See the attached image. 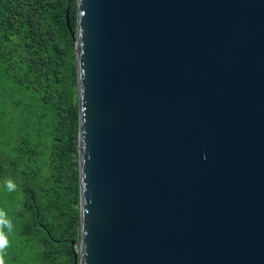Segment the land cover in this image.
<instances>
[{"label": "water", "instance_id": "95a60500", "mask_svg": "<svg viewBox=\"0 0 264 264\" xmlns=\"http://www.w3.org/2000/svg\"><path fill=\"white\" fill-rule=\"evenodd\" d=\"M76 8V264H264V0Z\"/></svg>", "mask_w": 264, "mask_h": 264}, {"label": "trees", "instance_id": "16d2710c", "mask_svg": "<svg viewBox=\"0 0 264 264\" xmlns=\"http://www.w3.org/2000/svg\"><path fill=\"white\" fill-rule=\"evenodd\" d=\"M68 7L76 31V0H0V187L13 180L3 197L24 204L0 221V264L79 262L78 67ZM48 135L52 157L40 185L28 159Z\"/></svg>", "mask_w": 264, "mask_h": 264}, {"label": "rangeland", "instance_id": "374dc122", "mask_svg": "<svg viewBox=\"0 0 264 264\" xmlns=\"http://www.w3.org/2000/svg\"><path fill=\"white\" fill-rule=\"evenodd\" d=\"M51 143V138L50 135L47 136L46 138V142L44 144H38L40 152L37 153L32 159H28L30 160V163L32 164V168L34 169V171H36L39 175V179L38 184L40 183V185H43V179H42V175L44 173L47 172L48 169V161H50L49 159L52 157V152L50 151L49 145ZM32 160V161H31ZM13 181V180H11ZM4 182L2 187H0V221H6V219L9 217V213L8 210L12 209V208H20L23 209L24 208V204L23 201L17 202L14 205L12 203H9V201L7 199H5V197H3V195L6 192H10L11 188L9 187V184H11L12 182ZM25 196V192L21 191L20 193V198H24ZM24 222L19 221L18 226L19 225H23ZM75 250L79 251L80 250V245H76L75 246Z\"/></svg>", "mask_w": 264, "mask_h": 264}, {"label": "clouds", "instance_id": "9594fccd", "mask_svg": "<svg viewBox=\"0 0 264 264\" xmlns=\"http://www.w3.org/2000/svg\"><path fill=\"white\" fill-rule=\"evenodd\" d=\"M9 187L11 188V187H14V185H12V184H9Z\"/></svg>", "mask_w": 264, "mask_h": 264}]
</instances>
